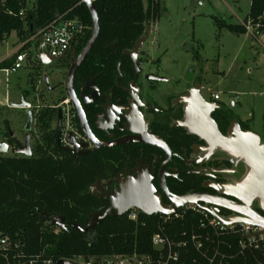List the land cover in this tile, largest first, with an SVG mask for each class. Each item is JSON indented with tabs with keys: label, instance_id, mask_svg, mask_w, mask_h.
Returning <instances> with one entry per match:
<instances>
[{
	"label": "trees",
	"instance_id": "obj_1",
	"mask_svg": "<svg viewBox=\"0 0 264 264\" xmlns=\"http://www.w3.org/2000/svg\"><path fill=\"white\" fill-rule=\"evenodd\" d=\"M26 3L27 0H0V41L16 31L24 42L21 50L30 49L31 39L36 38L40 30L60 18L75 17L89 27L87 38H90L92 15L81 0H35L31 9ZM94 5L100 31L80 71L84 76L101 72L96 82L104 91L115 86L121 57L123 78L130 80L134 76L131 58L116 53L112 45L116 43L115 49L120 52L132 50L148 26L161 17L164 7L161 0H94ZM249 19L261 21L264 25V0H251L245 21ZM216 22L220 28L233 33H246L244 23L218 19ZM32 62L33 67L41 64L38 59ZM7 65V61L1 62L0 68ZM28 94V90L23 92L24 97ZM45 109L39 121L50 128L57 116V108L47 106ZM224 118L223 127L226 128L231 117ZM241 126L248 129L246 125ZM121 158V151L114 147L95 149L76 161L71 153L58 146L51 130L44 142L36 145L31 156L0 154V233L21 234L28 254L34 255L46 249L55 261L78 256L126 254L134 249L151 251L152 235L160 227L158 214L139 212L138 221L129 219L127 214L108 216L87 231L68 227L62 228L58 234L51 229L49 220H45L48 213L85 227L94 212L105 209L109 204L108 199L91 194L90 185L98 178H109L111 171L117 172ZM111 159L113 167L109 168ZM254 209L264 214L257 202ZM239 238L234 236L230 239L237 245ZM234 248L235 253L237 246ZM245 252L233 258L228 254L229 264H255L254 253L250 250ZM255 254L264 264V255Z\"/></svg>",
	"mask_w": 264,
	"mask_h": 264
},
{
	"label": "flooded vegetation",
	"instance_id": "obj_2",
	"mask_svg": "<svg viewBox=\"0 0 264 264\" xmlns=\"http://www.w3.org/2000/svg\"><path fill=\"white\" fill-rule=\"evenodd\" d=\"M89 39L87 38L78 42L73 41L70 48L63 54L64 58L60 59L59 70L61 77L49 88V91L53 93L54 89L58 90L61 96L58 103L51 106L57 108V116L46 132V135H49L50 130L53 131L58 146L66 153H71L76 161L79 157L95 149L115 147L121 151V164L120 167L116 165L117 168L119 167L117 172L113 173L111 171L109 178H98L89 187V192L90 190L93 191L91 194L99 198L108 199L109 201L107 207L94 212L89 221L91 219L97 220L99 217L96 218V214L103 215L109 209L111 204L110 195H116L114 194V190L118 191L122 184H127L130 181V176L140 175L141 173L145 174L146 171H149L147 177L151 179L154 195L159 197L160 205L164 208L172 205V195L190 193H210L237 201L235 197L227 196L222 190L216 189L215 185L225 182L236 183L241 180L247 173L242 174L241 164L243 163L236 161L234 157L220 148L209 150L204 138L193 132L190 128L182 125V122L188 119L186 111L187 102H185L184 98L194 89L206 101L212 103L211 118L217 123L219 130L223 134L228 132V128L234 119H236L233 113V105H226L221 99L214 100L211 95L207 98L204 95L205 86L198 79L192 80L186 90L180 94L168 95L161 99L153 96L151 92L152 88H154V83L166 81V79L154 74L143 75L141 62L143 55H146L143 46L139 55L140 71L138 75L136 76L134 69V76L130 80H125L121 74V69L119 71L117 67L118 74L115 76V86L104 91L101 90L96 82L101 72L87 76L81 74L80 69L92 48L85 55L83 61L76 68L72 81V87L86 115L88 129L82 124L78 109L72 99H70L66 81L75 62V58H72V56L74 54L76 57L79 56L87 47ZM115 47L116 43L112 45V49L116 53H120L121 56H128L125 53L130 50L120 52ZM120 63L122 68V57L118 61V66ZM149 75L160 77V79H151ZM92 79L94 80L92 81ZM45 80L47 81V77H45ZM93 86L97 87L98 91L94 92ZM83 91L86 92V96L83 95ZM66 99H69L68 103L65 102ZM65 110L71 114L68 124ZM205 112L207 110L204 111V114ZM223 116L231 117V121L226 128L223 127L225 119ZM144 125H146L149 133L160 137L166 144V147L140 142L122 143L114 146L104 144L123 138L132 139L134 136H132V132L127 130V128L143 131ZM84 127L88 130L87 132ZM31 130L32 127L29 131L26 130L24 143L14 142V145H16L14 147L24 146L28 134L32 155L34 153L29 133ZM89 134L98 139L102 146L96 147ZM11 140V137H9L7 141L9 146L11 145ZM84 144H87V146H84ZM74 149L75 152L72 151ZM13 154L25 156L23 153ZM108 165L109 168L113 167L112 159ZM218 168L230 171L218 172L214 170ZM152 172L154 175H152ZM98 180H101L102 183L99 184ZM110 181L112 182L108 184ZM255 202L257 201H254L253 208ZM198 204L207 206L210 211H214L216 215L223 218L232 217L234 214L231 210L224 207H216L204 203ZM119 205L122 207V204L116 202L117 208H120ZM135 208L138 209L137 207ZM138 211L140 212L139 209Z\"/></svg>",
	"mask_w": 264,
	"mask_h": 264
},
{
	"label": "rangeland",
	"instance_id": "obj_3",
	"mask_svg": "<svg viewBox=\"0 0 264 264\" xmlns=\"http://www.w3.org/2000/svg\"><path fill=\"white\" fill-rule=\"evenodd\" d=\"M35 0H27L31 9ZM251 0H161L164 11L151 26L143 45L141 67L143 75L154 74L166 81L154 83L152 95L161 99L184 92L192 80L198 79L208 98L218 92L221 101L233 105L235 118L264 140V38L254 39L251 34H236L220 28L216 22L239 23L249 13ZM18 34L12 31L0 42V62L12 52ZM60 59L34 68L27 67L9 76L0 69V142L11 137L10 149L1 155H15L14 142L24 143L27 108L12 106L21 101L23 90L29 94L33 113L31 147L44 142L47 127L39 118L47 106L58 103L61 93L49 88L61 77ZM30 72V73H29ZM30 74V75H29ZM30 77V82H29ZM47 77V81L45 80ZM11 135V136H10ZM15 143V144H16ZM242 174L247 167L241 164ZM55 229V224H51Z\"/></svg>",
	"mask_w": 264,
	"mask_h": 264
},
{
	"label": "water",
	"instance_id": "obj_4",
	"mask_svg": "<svg viewBox=\"0 0 264 264\" xmlns=\"http://www.w3.org/2000/svg\"><path fill=\"white\" fill-rule=\"evenodd\" d=\"M81 1L88 6L91 12L93 23L92 32L87 47L81 52L79 56L76 57L75 54L72 56V58H75V62L71 67L66 84L69 88L70 99H72V101L76 105V108L78 109V114L82 121V124L88 129L86 115L84 113L81 102L78 100L76 93L72 87V81L76 68L83 61L85 55L89 52V50L95 43L100 31V25L98 13L94 5V0ZM150 32L151 26H148L145 35L137 41L134 49L125 53L126 55L131 57L136 76L140 71L139 55L142 46L150 35ZM61 58L64 57H52L51 55L44 52L38 54L39 61L45 65ZM120 69L121 63L118 66L119 71ZM149 78L155 80L160 79V77H156L153 75H149ZM93 80L94 79H92V81ZM93 87L94 92L98 91L97 87ZM83 95L86 96L85 91H83ZM184 99L185 102H187L186 111L188 114V119H185V121L182 122V125L190 128L193 132L204 138L208 144L209 150L220 148L227 154L234 157L236 161L242 162L247 167V173L238 182H225L215 185L216 189L222 190V192L227 196L235 197L237 201L231 200L228 197L210 193H190L185 195H172V205L168 208H164L160 205L159 197L154 195V189L151 183V179L147 177L149 171H146L145 174L141 173L140 175L137 174L135 176H130V181L127 184H122L120 190L118 191L114 190V194L116 195H110L111 204L109 209L106 210L103 215L96 214V218H99L97 220L91 219L85 227H81L77 223L66 222L64 217H60L57 215L49 216L48 213L45 214V220H51L55 225H58L63 229L73 227L80 231H87L108 216L125 215L126 211L131 206L137 207L140 212L144 214L154 215L158 213H172L176 210L177 207L183 205L184 203L193 202L204 203L207 205L211 204L216 207H224L231 210L234 214L229 218L230 222L247 221L264 228V214H261L252 207L254 201H257L260 209L264 212V140L260 135L253 132L252 130L243 129L237 119H234L233 123L228 128V132L226 134H223L219 130L217 123L211 118V109H213L212 103L206 101L200 93L195 91V89L190 94L186 95ZM13 106L27 108L28 121L25 129L29 131L32 127L33 122V115L32 111L30 110L32 106L31 102L25 100V98L23 97L20 102L13 104ZM206 110L207 112H205L204 114V111ZM205 124L209 125V128H207ZM86 128L84 127L85 131L87 132L88 130ZM127 130L132 132V136H134L132 139L123 138L112 143L104 144L114 146L122 143L140 142L166 147V144L160 137L148 132L146 125H144L143 131L135 130L132 128H127ZM90 133L92 132L90 131ZM89 136L92 137L96 147L102 146L100 141L98 139H95L92 134H89ZM84 146H87V144H84ZM9 149L10 146L7 141L0 142V154L7 153ZM11 151L12 153H23L25 156H30L31 148L29 135L27 134L26 136V143L24 146L13 147ZM72 151L75 152V149ZM214 170L218 172L230 171L224 168H218ZM153 172L152 175H154ZM111 182L112 181H110L108 184H110ZM98 183L101 184L102 181L98 180ZM90 193H93V191L90 190ZM116 202L122 204V207H120L119 205L120 208H117ZM206 209L209 210L207 206ZM210 212L216 216V213L214 211ZM58 264L77 263L69 259H61L58 261Z\"/></svg>",
	"mask_w": 264,
	"mask_h": 264
},
{
	"label": "built area",
	"instance_id": "obj_5",
	"mask_svg": "<svg viewBox=\"0 0 264 264\" xmlns=\"http://www.w3.org/2000/svg\"><path fill=\"white\" fill-rule=\"evenodd\" d=\"M23 14V11H20ZM246 32L257 41L264 38V25L261 21H242ZM88 26L78 17L60 18L40 30L34 47L18 49L14 53V62L3 71L9 76L23 68L28 61L38 59L41 52L52 57H61L74 41H83L88 37ZM38 52V53H37ZM39 60V59H38ZM214 100L220 94H211ZM69 99H66L68 103ZM68 109V108H65ZM67 124L71 114L65 110ZM129 219L138 221L139 211L131 207L126 213ZM159 230L151 238V251L134 249L126 254H106L97 256H78L69 259L77 264H229L231 258L245 254V250L254 253L255 264L262 262L255 252L264 255V228L247 221L230 222L229 218L213 215L205 206L187 202L172 213H158ZM182 223L178 226V223ZM49 224H53L51 220ZM62 227L55 225L53 232L58 234ZM238 236L237 245L231 237ZM234 246L237 250L234 253ZM61 260V259H60ZM59 261V260H58ZM46 249L34 255L27 253L21 234L0 233V264H58Z\"/></svg>",
	"mask_w": 264,
	"mask_h": 264
},
{
	"label": "crops",
	"instance_id": "obj_6",
	"mask_svg": "<svg viewBox=\"0 0 264 264\" xmlns=\"http://www.w3.org/2000/svg\"><path fill=\"white\" fill-rule=\"evenodd\" d=\"M251 3V2H250ZM247 16H248V14L247 15H245V17H243V18H240L239 19V23H241L242 21H245V19L247 18ZM152 26V25H151ZM10 36V35H9ZM8 37V36H7ZM7 37L4 39V40H6L7 39ZM3 40V41H4ZM32 40V44H31V47H34L35 46V44H36V41H37V39L36 38H32L31 39ZM1 42V41H0ZM24 44V42H22L21 40H20V38H19V36H18V41L16 42V43H14V46H13V49H12V52L8 55V57L5 59V60H3L2 62H4V61H7L8 62V65L7 66H5V67H1L0 69H4V68H6V67H9V66H11L12 65V63L14 62V58H15V56H14V53H15V51H17L18 49H20L21 47H22V45ZM1 63V62H0ZM33 63V62H32ZM25 67H27V64L23 67V68H25ZM34 68H40V67H37V66H35ZM22 69V68H21ZM20 70V69H19ZM18 70V71H19ZM18 71H16V72H14V73H17ZM30 73V72H29ZM30 75V74H29ZM29 82H30V77H29ZM25 90H27V89H25ZM25 90H23V92L25 91ZM24 97V96H23ZM24 98H26V97H24ZM220 99H221V97H220ZM13 106V105H12Z\"/></svg>",
	"mask_w": 264,
	"mask_h": 264
},
{
	"label": "bare ground",
	"instance_id": "obj_7",
	"mask_svg": "<svg viewBox=\"0 0 264 264\" xmlns=\"http://www.w3.org/2000/svg\"><path fill=\"white\" fill-rule=\"evenodd\" d=\"M205 126H206L207 128H209V125H206V124H205Z\"/></svg>",
	"mask_w": 264,
	"mask_h": 264
}]
</instances>
